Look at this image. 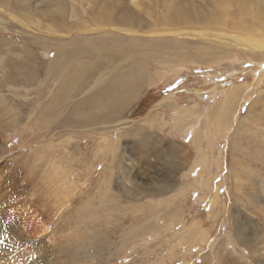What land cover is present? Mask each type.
<instances>
[{
  "label": "rangeland",
  "instance_id": "obj_1",
  "mask_svg": "<svg viewBox=\"0 0 264 264\" xmlns=\"http://www.w3.org/2000/svg\"><path fill=\"white\" fill-rule=\"evenodd\" d=\"M241 1L0 0V264H264V51L173 34Z\"/></svg>",
  "mask_w": 264,
  "mask_h": 264
},
{
  "label": "bare ground",
  "instance_id": "obj_2",
  "mask_svg": "<svg viewBox=\"0 0 264 264\" xmlns=\"http://www.w3.org/2000/svg\"><path fill=\"white\" fill-rule=\"evenodd\" d=\"M251 1H252V4H253L251 10H248V11L246 10L244 12L247 14V16H251V18L255 19L259 23V26L261 27V29H258L259 30L258 32H257V30L254 31L252 29L253 27L249 26L246 23L245 17H243L242 15H239L238 16L240 18V22H239L240 27H239V30L242 33H238V34H226V33H223L222 31H218L217 32L215 30L217 28H219V27H222L223 24H224V22L222 21L221 17H219L218 15H216L215 17L214 16H212V17L211 16L210 17L204 16V26H207L209 29L211 28L213 30H208V29L205 30L204 29V32L195 33L192 30H179L178 29L180 32H175L173 34H175L176 36H184V37L191 36V35H192V37L197 36V38L199 39L198 41L203 42V43H209L211 45H217V46H220V47L225 48V49L234 48V49H237V50H239V51H241L243 53H246V54L256 55L258 52H263L264 51V10H263V7L261 6V1L262 0H242L241 3H239V4L241 5L240 8L241 9H244L246 7V5L248 3H250ZM260 7H262V10L263 11L260 9ZM177 10H178V8H177ZM211 19H214L215 22H216L215 25H213V26L210 25V23H209ZM207 22H208V24H206ZM251 25H253V24H251ZM151 29H152V27H149V29L146 30V31H148L150 33H154L155 31L152 32L153 29L152 30ZM101 30H102L101 28L100 29H96V28L89 27V28H86V31L85 32L86 33H93V32H99ZM126 30L127 29H126L125 26H121L118 29L117 32L127 35L125 33ZM173 34L161 32V33H158L157 35H161V36L170 35V36H173ZM148 36H151L152 37L153 35H148ZM99 79H101L102 81L104 80L102 77L99 78ZM220 111H221V113L218 112L217 113L218 114V117L215 118V119H218L219 116H221V115L224 114V109H222ZM221 122H220V120H216L217 125H219V123H221ZM219 126H221V125H219ZM22 241H24V240L22 239ZM17 242H19V241H17ZM27 242L28 241H26V243ZM28 245H29V243H28ZM45 245L43 246V244H35V243L33 245H31L32 246L33 253H34V255L36 257L42 256L41 254H44L47 251V248L48 247H46ZM34 255H33V257H35ZM25 261L26 260H24L23 262H25ZM27 264H29V263L27 262Z\"/></svg>",
  "mask_w": 264,
  "mask_h": 264
}]
</instances>
